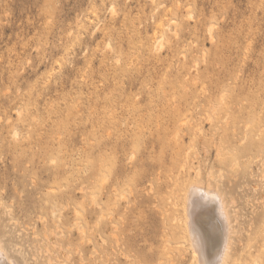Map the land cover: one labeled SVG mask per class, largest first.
<instances>
[{
  "label": "rangeland",
  "instance_id": "rangeland-1",
  "mask_svg": "<svg viewBox=\"0 0 264 264\" xmlns=\"http://www.w3.org/2000/svg\"><path fill=\"white\" fill-rule=\"evenodd\" d=\"M196 180L223 264H264V0H0L10 264H200Z\"/></svg>",
  "mask_w": 264,
  "mask_h": 264
},
{
  "label": "bare ground",
  "instance_id": "bare-ground-1",
  "mask_svg": "<svg viewBox=\"0 0 264 264\" xmlns=\"http://www.w3.org/2000/svg\"><path fill=\"white\" fill-rule=\"evenodd\" d=\"M194 184H195V182H194ZM203 185H205V184H202V181H201V183H199L197 180H196V184H195V186L192 188V190H191V192L190 191H187V192H190V196H188V195H186V194H184V195H186V196H188L187 198H188V201H189V208L187 207V206H185V201H186V199H185V201L184 200H181V205H179L178 203H176L178 206H182L184 203V207L186 208H188L189 209V219H188V217H186V214H185V217L189 220V222H188V224L189 225H186V227H185V230L184 231H186L187 232V230H188V235L187 236H189L188 237V239H191L193 242L192 243H194V245H195V247H196V250H197V255L198 256H196L197 258L199 257V259H200V264H223V262L224 261H226L225 260V258L227 257V259H228V257H230V256H227L228 255V253H229V250H230V247H231V245H229V244H232V241H231V243H229V239H230V224H229V221L231 222V220H229L230 219V217L228 216V214L229 213H227V210L224 208V202L225 201H223V199H222V197H221V195H218V194H220V192L219 193H217V195H218V201L215 199V197L214 196H209L208 195V193H210L212 190L210 189V187H212L211 185H208L207 186V188L204 186L203 187ZM190 187V186H189ZM218 188V187H217ZM190 189V188H189ZM212 189H214V188H212ZM215 190V189H214ZM216 191V190H215ZM218 192V191H217ZM213 193H215V192H213ZM182 197H184L183 195H182ZM182 201H184L183 203H182ZM188 201H186L187 203H188ZM175 204V205H176ZM218 204H219V211H217L216 209V207H218ZM174 205V206H175ZM176 205V206H177ZM177 206V207H178ZM181 208H183V206L181 207ZM186 208V209H187ZM227 208V207H226ZM187 209V210H188ZM180 210V208L179 209H176L175 208V213H176V215H175V218H174V220H176L177 219V217H179L178 219H177V221H176V223H177V228H178V230H179V227H181V226H179L178 227V225H182L183 224V222L186 220V222H187V219H184L185 217H183V219H184V221H183V219L181 220L180 218L182 217V216H184V215H182V213H183V210L181 209V211H182V213H180V216H177V214L179 215V211ZM202 210H205V211H211V212H214V215H215V217H216V220H218V227H216L215 229H217L218 230V232H217V230L215 231V229H212V231H213V233H218V238H220V240H219V243H218V245H219V249H218V251H217V254L213 257V258H211V255L214 253V251H215V249H216V247H215V243H213L214 242V240L216 239L215 237L216 236H212L213 238L211 239V240H209L205 235H204V231L202 230V228L196 223V217H197V215H198V213L200 212V211H202ZM221 210V211H220ZM186 212V211H185ZM187 213V212H186ZM187 213V214H188ZM184 214V213H183ZM182 215V216H181ZM188 216V215H187ZM228 217H229V219H228ZM180 220V221H179ZM209 220V219H208ZM229 220V221H228ZM182 221V222H181ZM212 221H214V220H212ZM212 221H210L211 223H212ZM179 223V224H178ZM182 223V224H181ZM203 224V223H202ZM210 224V223H209ZM185 225V224H184ZM204 225V224H203ZM189 226V227H188ZM202 226V225H201ZM214 225H212V227H213ZM189 229H188V228ZM211 227V228H212ZM182 228V227H181ZM181 228H180V230H181ZM187 228V229H186ZM182 229H184V226H183V228ZM182 231V233H183V230H181ZM185 232V233H186ZM232 232V231H231ZM187 234V233H186ZM185 234V235H186ZM231 234H233V233H231ZM186 236V237H187ZM233 239V238H232ZM190 241V240H189ZM191 246V245H190ZM194 247V248H195ZM2 248V247H1ZM191 248V247H190ZM3 249H1V251H2ZM193 251H194V249H193ZM3 252H4V250H3ZM194 253V252H193ZM5 255V254H4ZM3 255V253L1 254L0 253V264H10L9 262H10V258L8 259L9 260V262H8V260H7V258H6V256H4ZM193 255V254H192ZM193 258H194V256H193ZM195 259V258H194ZM199 259H197L198 261H199ZM15 260V259H14ZM16 262V261H15ZM196 262V261H195ZM226 263V262H225Z\"/></svg>",
  "mask_w": 264,
  "mask_h": 264
}]
</instances>
